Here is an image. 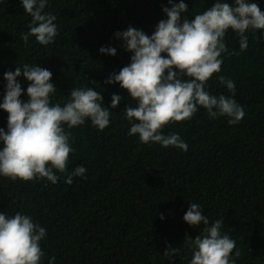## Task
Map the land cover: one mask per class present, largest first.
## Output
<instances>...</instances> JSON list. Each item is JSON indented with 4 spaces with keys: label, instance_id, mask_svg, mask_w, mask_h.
<instances>
[{
    "label": "trees",
    "instance_id": "trees-1",
    "mask_svg": "<svg viewBox=\"0 0 264 264\" xmlns=\"http://www.w3.org/2000/svg\"><path fill=\"white\" fill-rule=\"evenodd\" d=\"M184 2L189 10L182 16L193 19L215 0ZM250 2L264 12V0ZM167 6L168 0H47L44 11L57 17L59 35L47 46L30 37L26 46L20 36L29 30L31 16L21 0H0V103L4 73L24 64L52 72L54 104L63 106L72 89L81 87L100 92L109 108L113 94L124 97L110 108V124L102 131L90 120L72 129L65 126L75 151L67 172H56L57 183L0 176V213L11 217L19 212L46 229L41 264H49L51 257L54 264H190L193 253L185 237L195 239L205 227L184 221L190 203L201 205L209 227L223 221L221 233L236 243L235 264H264V38L258 39L264 30H248V49L240 52L239 36L229 29L226 46L239 55L223 54L221 71L207 82L211 94L226 97L232 93L218 77L235 82L233 98L245 110L239 123L211 118L198 106L191 120L163 129L164 135L179 134L186 152L129 136L124 109L136 101L118 83H104L131 62L132 53L114 34L135 26L151 36L166 19L162 7ZM102 46L115 47L117 54H101ZM17 80L24 89L21 100L27 102L29 82L22 75ZM7 119L0 109L5 131ZM78 166L86 168V179L65 183ZM168 246L179 249L171 260L163 254Z\"/></svg>",
    "mask_w": 264,
    "mask_h": 264
},
{
    "label": "clouds",
    "instance_id": "clouds-1",
    "mask_svg": "<svg viewBox=\"0 0 264 264\" xmlns=\"http://www.w3.org/2000/svg\"><path fill=\"white\" fill-rule=\"evenodd\" d=\"M31 16L28 31L21 33L27 46L29 38L35 37L40 45L54 43L59 35L54 23L57 17L44 11L47 0H21ZM162 7L166 19H161L151 36L142 29L129 26L114 35L126 51L132 53L130 64L118 73H111L105 84H116L127 91L136 106L127 104L124 109L130 122L129 136L138 135L141 143H158L164 148L175 147L183 151L188 145L179 134H163L170 123L191 120L198 106L207 110L209 117H227L230 125L239 123L245 116L244 108L233 98L235 82L219 76L232 97L213 95L207 90V82L221 71L223 54L229 52L225 35L229 29L239 36L240 52L248 49V30H264V12L250 0H215L210 8L193 19L187 15L189 6L184 0ZM264 38V31L261 37ZM101 54L115 56L117 49L102 46ZM21 75L29 82L27 102L21 100L24 93L17 78ZM52 72L38 65L24 64L15 71L4 73L6 83L0 109L8 113L7 131L0 128V176L15 181L47 179L57 183L59 176L68 170L69 156L75 150L70 131L86 120L99 130L110 124L111 109H116L124 97L113 94L111 105L104 106V98L93 88H73L70 99L63 104L52 103L57 92L51 82ZM56 170V171H54ZM84 166H78L67 174L65 183L72 184L74 177H83ZM161 219L163 215L161 214ZM190 226L205 225L203 235L195 239L185 237L192 251L190 264H235L233 251L236 243L227 234L221 233L222 220L209 227V219L202 214L201 205L190 203L183 217ZM44 227L34 223L30 216L17 212L8 217L0 213V264H41L45 255L41 241L46 238ZM179 252L168 246L164 255L171 260ZM238 250L235 257H239ZM51 257L49 264H54Z\"/></svg>",
    "mask_w": 264,
    "mask_h": 264
}]
</instances>
